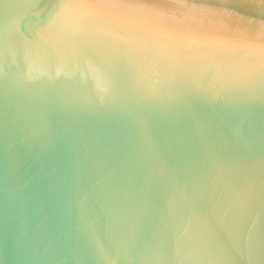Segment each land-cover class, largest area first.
Masks as SVG:
<instances>
[{
    "label": "water",
    "instance_id": "95a60500",
    "mask_svg": "<svg viewBox=\"0 0 264 264\" xmlns=\"http://www.w3.org/2000/svg\"><path fill=\"white\" fill-rule=\"evenodd\" d=\"M0 264H264V0H0Z\"/></svg>",
    "mask_w": 264,
    "mask_h": 264
}]
</instances>
